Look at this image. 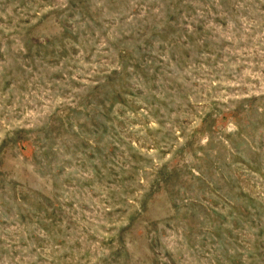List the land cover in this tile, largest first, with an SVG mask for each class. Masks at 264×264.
Returning a JSON list of instances; mask_svg holds the SVG:
<instances>
[{"label":"rangeland","instance_id":"374dc122","mask_svg":"<svg viewBox=\"0 0 264 264\" xmlns=\"http://www.w3.org/2000/svg\"><path fill=\"white\" fill-rule=\"evenodd\" d=\"M0 264H264V0H0Z\"/></svg>","mask_w":264,"mask_h":264}]
</instances>
